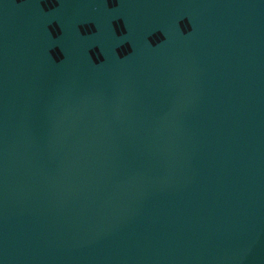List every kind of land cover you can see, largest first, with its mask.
Wrapping results in <instances>:
<instances>
[{
	"label": "water",
	"instance_id": "1",
	"mask_svg": "<svg viewBox=\"0 0 264 264\" xmlns=\"http://www.w3.org/2000/svg\"><path fill=\"white\" fill-rule=\"evenodd\" d=\"M0 264H264V0H0Z\"/></svg>",
	"mask_w": 264,
	"mask_h": 264
}]
</instances>
